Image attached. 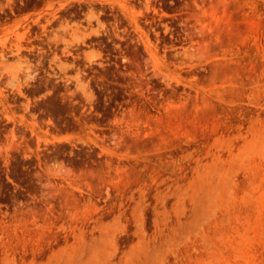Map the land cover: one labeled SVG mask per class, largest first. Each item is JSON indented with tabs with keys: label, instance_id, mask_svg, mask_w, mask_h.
<instances>
[{
	"label": "rangeland",
	"instance_id": "rangeland-1",
	"mask_svg": "<svg viewBox=\"0 0 264 264\" xmlns=\"http://www.w3.org/2000/svg\"><path fill=\"white\" fill-rule=\"evenodd\" d=\"M0 264H264V0L21 8L0 33Z\"/></svg>",
	"mask_w": 264,
	"mask_h": 264
},
{
	"label": "flooded vegetation",
	"instance_id": "flooded-vegetation-1",
	"mask_svg": "<svg viewBox=\"0 0 264 264\" xmlns=\"http://www.w3.org/2000/svg\"><path fill=\"white\" fill-rule=\"evenodd\" d=\"M37 1V0H34ZM33 0H0V33L7 25H11L13 21L19 16V10L24 7L31 6ZM31 23H23L28 27H35L34 31L29 32L28 40H43L45 33L42 32V23L36 24L31 19L29 20ZM40 47V46H37ZM24 50H27L26 47H23ZM9 50V48H6ZM15 52L9 51L6 53L7 57H13Z\"/></svg>",
	"mask_w": 264,
	"mask_h": 264
}]
</instances>
